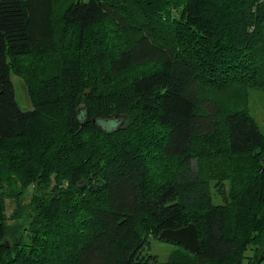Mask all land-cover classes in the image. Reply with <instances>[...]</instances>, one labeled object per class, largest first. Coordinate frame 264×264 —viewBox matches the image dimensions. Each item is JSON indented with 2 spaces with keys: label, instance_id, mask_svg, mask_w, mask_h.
<instances>
[{
  "label": "trees",
  "instance_id": "trees-1",
  "mask_svg": "<svg viewBox=\"0 0 264 264\" xmlns=\"http://www.w3.org/2000/svg\"><path fill=\"white\" fill-rule=\"evenodd\" d=\"M57 1L0 0V264H242L235 241L251 199L255 264L264 250V135L244 93L254 80L264 87V0H144L164 26L177 23L173 7L183 10L181 31L165 28L163 39L137 0H64L59 18ZM182 32L195 49L212 46L205 61L225 81L246 70L228 49L262 67L242 76L245 88L210 89V69L190 58ZM13 75L27 87L28 109ZM111 116L124 124L106 133L96 118ZM156 128L143 151L139 141ZM20 144L38 159L27 201L3 166L13 147L11 158L23 154ZM85 220L94 230L69 250L63 224L83 233ZM190 222L196 253L175 242L182 257L144 253L150 237Z\"/></svg>",
  "mask_w": 264,
  "mask_h": 264
},
{
  "label": "rangeland",
  "instance_id": "rangeland-1",
  "mask_svg": "<svg viewBox=\"0 0 264 264\" xmlns=\"http://www.w3.org/2000/svg\"><path fill=\"white\" fill-rule=\"evenodd\" d=\"M137 1L140 4L138 7V10L144 13V17L147 23L146 27H148L151 31H153L155 33V36H157L158 38H161V39L165 38V34H166L165 28H169L172 31L178 30L180 28L179 24L183 20V10L180 9L181 7L172 8V18L177 23H171L170 26L169 25L164 26L157 21L158 20L156 17L157 12L154 9L150 10L147 7L148 5L144 6L145 4L144 0H137ZM57 2L58 3L55 5V13H56V17L59 18L61 16L62 9L67 5V3L64 0H58ZM228 13H229V9L227 10L226 14ZM134 14L135 13H133L132 15ZM229 18L231 19V17ZM110 28L112 29V26ZM191 34L182 32L179 35H180L181 41L185 40L182 44H184L189 49L188 51L190 54V58H192L195 62H197L198 67L200 69L205 68L203 67L204 65L203 62L207 63V66L210 69L208 70V72L210 73V78L208 81L204 80V82L207 85V87L210 89L211 88L212 89L221 88L220 86L223 84H227L226 86L235 85V86H241L240 88H245L244 83L247 81L243 77H250V75L251 76L254 75L257 72L255 68L262 67L260 63L254 62L256 66H254L253 64H249L248 61H252V60L254 61L253 57H250L252 60L249 58H246L244 55H242V52L240 50L229 51L230 49H228V51L223 52L224 56L226 58L231 56L229 59L235 60V63L241 64L242 67H244L246 70L241 71L239 73V76H234L235 77L234 79L225 81L224 79L225 73L223 72L224 70L221 67L220 69H218V67L216 69L215 67H213V66H216L215 63L213 66H211L208 62L205 61V60L211 59L207 57L208 55L207 52H208V49L212 46L208 45L205 47L203 46L202 48L195 49L194 46L191 45V42L196 44L197 41L192 38L193 36L192 37L190 36ZM186 38L190 40L191 42L187 41ZM173 40L177 41L176 38L174 37H173ZM210 54L211 52L209 53L208 56H210ZM180 55L183 57H186L185 52H181ZM12 79L14 82L15 95H16L17 102L20 104V106L23 109L30 108L31 107L30 98L28 95L27 87L24 84L22 78L13 75ZM244 96H245V101L248 107L249 114L255 120L260 132L264 135V87H261L259 84H257V81L254 80V84L252 86H248L247 88H245ZM157 132H159V129L157 128L151 129L148 133V136H145L142 140L139 141L140 147L143 151L147 148H152L150 147V145L147 146V144L148 143L151 144V141L156 142L157 139H155L154 134ZM20 145L23 149V154L18 156L15 159L11 158L13 154L17 153L20 146L13 147L11 151L5 153L6 157L7 155L8 156L10 155L7 161L10 160L12 162L7 163V164L5 163L3 166L4 168L10 167L13 170V173H15L14 187L15 189H18V190H19V187H21V190H23L21 191V193L23 192L21 194L22 198L25 201H27L31 197L32 192L34 191L33 183L31 180L32 167L34 164L37 163L38 159L30 153V151L28 150L27 144H20ZM193 147H194V144L192 145V149ZM157 149L159 148H155L153 151H156ZM157 159H158V156L153 161L154 165L157 164L156 161L159 160ZM174 167L175 166L172 164H169V165L167 164L165 169L164 168H161V169L162 170L163 169L166 170L170 168L173 169ZM245 168H246L245 169L246 171L249 170L248 167H245ZM153 180L154 178H152V181ZM81 181H83L84 182L83 185H85V180L83 179ZM27 182L29 183L27 184ZM37 183L39 184V180H37ZM62 185H67V181L64 180V182H62ZM229 188H230V184L225 183V190ZM219 200H220L219 197L214 198L215 202H219ZM97 204H102V202L100 201ZM244 206H245V215H243L242 218L240 219L239 226L237 228L235 247H236V250H238V252L243 254L245 257L244 260L242 261V264H250L251 261L254 259V255L256 251L254 240L257 237V231L255 230V227H254V223H255L254 220L257 214L256 212L258 210V209L256 210L258 204L256 200L251 199L245 202ZM85 221L86 222L82 223L84 225L83 233H80L79 231L80 227L77 224L75 225V227L63 224V226H67L65 227L67 230V233H66L67 235H64V239L66 241L67 248H69V250H72L80 239H83V237L85 238L91 231L94 230V226L92 225L90 220H85ZM181 249H182L181 246L173 242L163 241L158 238L150 237L149 244L148 246H146L144 253L156 257L161 262H165V261H168L174 255L182 257L183 252ZM243 249L244 251H240Z\"/></svg>",
  "mask_w": 264,
  "mask_h": 264
},
{
  "label": "water",
  "instance_id": "water-1",
  "mask_svg": "<svg viewBox=\"0 0 264 264\" xmlns=\"http://www.w3.org/2000/svg\"><path fill=\"white\" fill-rule=\"evenodd\" d=\"M83 183V181H80L78 185H82ZM157 238L160 240L181 244L191 253H196L198 250L197 231L195 225L192 222L175 229H162L159 232ZM255 264H264V250L259 255Z\"/></svg>",
  "mask_w": 264,
  "mask_h": 264
},
{
  "label": "clouds",
  "instance_id": "clouds-1",
  "mask_svg": "<svg viewBox=\"0 0 264 264\" xmlns=\"http://www.w3.org/2000/svg\"><path fill=\"white\" fill-rule=\"evenodd\" d=\"M76 119L81 121L82 123L87 119L86 110L81 109L76 116ZM124 124V119L120 116H111V117H97L96 125L101 128L106 133L115 132L117 129L122 127Z\"/></svg>",
  "mask_w": 264,
  "mask_h": 264
}]
</instances>
